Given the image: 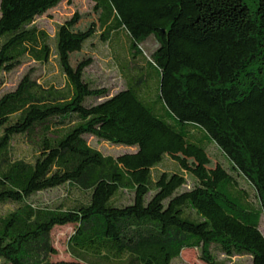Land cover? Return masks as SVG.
<instances>
[{
	"label": "trees",
	"instance_id": "obj_1",
	"mask_svg": "<svg viewBox=\"0 0 264 264\" xmlns=\"http://www.w3.org/2000/svg\"><path fill=\"white\" fill-rule=\"evenodd\" d=\"M63 1L0 0V86L53 53L68 81L31 70L0 95V264H174L185 249L206 264H264V0H92L97 21L74 31L77 11L53 48L36 20ZM95 40L113 50L116 93L88 78L94 58L70 61V45ZM89 136L136 150L105 156ZM181 140L227 174L188 189L182 170H155ZM61 186L73 197L38 203ZM69 224L73 259L55 260L53 230Z\"/></svg>",
	"mask_w": 264,
	"mask_h": 264
},
{
	"label": "rangeland",
	"instance_id": "obj_2",
	"mask_svg": "<svg viewBox=\"0 0 264 264\" xmlns=\"http://www.w3.org/2000/svg\"><path fill=\"white\" fill-rule=\"evenodd\" d=\"M77 11L81 14V20L73 28L74 31L86 30L92 22H95L98 19V13H95L94 11V2L92 0H65L56 8L50 10L48 13L36 20V23L45 28L50 34L53 48L56 43L58 26L70 19ZM90 47H94L95 53L90 52ZM118 47L117 51L120 57L129 58L128 48L125 41H123ZM157 47L158 41L153 35L141 44L144 54L149 59ZM112 51L113 50L110 45L100 43L97 40H95L92 45L88 44L87 48H83L80 45H70V61L74 66H76L83 59H87L89 57L94 58V63L86 70L88 78L96 80L101 85L112 89L113 93H116L124 87V80L121 77L114 61ZM31 70H33L34 75L37 76L39 82L44 85H54L62 89H65L68 85L67 78L59 66L56 54L53 53L49 63L46 65H40L34 60L27 59L17 69L10 73H6L3 77L4 83L0 86V95L14 90L23 76ZM88 141L92 147L98 149L105 156L117 157L121 154L136 150L134 147L121 146L106 141H100L94 136H89ZM210 149L216 151V147L214 145H210ZM176 169L182 170V172H184L189 178V183L186 186L188 189L193 185L191 177L196 178L201 183H217L221 177L227 174L220 161L216 160L209 153L206 154L202 151H189L186 149V144L183 140L179 143V150L176 157L174 159L167 157L165 161L155 170L170 171ZM68 197H73L71 190H69L68 187L61 186L59 188L40 192L36 196V199L40 204L56 206ZM260 229L264 235V216L261 220ZM73 232V224L57 226L54 228V245L58 250V254L53 257L55 260L73 259L69 250V240ZM249 261V256L235 257L232 262L228 264H244ZM174 264L206 263L199 259L198 249H185L182 252L181 257L175 260Z\"/></svg>",
	"mask_w": 264,
	"mask_h": 264
}]
</instances>
